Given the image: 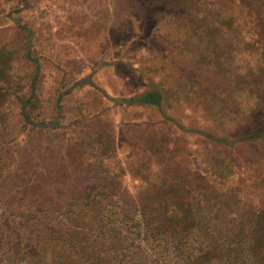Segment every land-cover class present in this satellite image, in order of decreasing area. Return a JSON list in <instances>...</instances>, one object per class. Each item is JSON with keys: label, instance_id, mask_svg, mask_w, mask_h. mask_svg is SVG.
Returning a JSON list of instances; mask_svg holds the SVG:
<instances>
[{"label": "trees", "instance_id": "1", "mask_svg": "<svg viewBox=\"0 0 264 264\" xmlns=\"http://www.w3.org/2000/svg\"><path fill=\"white\" fill-rule=\"evenodd\" d=\"M158 1L165 14L180 15L184 36L195 42L198 67L212 79L168 87L163 109L149 90L118 99L134 110L133 121L120 124V150L127 148L137 169L126 175L111 169L108 162L126 153L101 144L95 185L61 186L62 179L68 183L87 170L74 171L63 154L52 156L50 145H42L48 135L31 134L66 126L65 98L72 91H98L78 82L63 91L65 76L51 119H32L41 65L30 53L33 32L12 17L30 2L20 0L11 10L10 19L28 34L23 61L35 66V75L23 95L12 83L15 56H0V264H264V152L247 151L264 144V0H226L225 14L218 8L222 0ZM235 96L243 98L241 110L225 99ZM193 106L201 109L194 113ZM135 108H151L161 120L135 116ZM177 108L184 112L181 120ZM173 148L181 161L161 168L170 159L166 149ZM200 158L205 169H191ZM128 175L140 184L131 185ZM60 191L70 197L60 199Z\"/></svg>", "mask_w": 264, "mask_h": 264}, {"label": "rangeland", "instance_id": "2", "mask_svg": "<svg viewBox=\"0 0 264 264\" xmlns=\"http://www.w3.org/2000/svg\"><path fill=\"white\" fill-rule=\"evenodd\" d=\"M29 2L28 9L21 11L17 16L13 14L12 17L19 20L21 26L33 32L30 53L41 65L40 79L37 83L38 100L35 101L38 102L35 104L38 106L33 109L32 113L35 115H32V119L37 115L38 121L51 119L57 96L55 93L58 92V85L63 82L62 78L65 76L66 82L62 83L63 91L78 82L77 85L88 83L99 92L96 93L88 86L82 90H71L64 104L66 118L62 123L66 126L58 131H50V127L43 131L40 127L31 134L48 135L42 145L46 146V143L50 145L49 153L52 156L54 152L57 155L63 154L66 159L68 158L69 167L72 166L74 171L87 170L86 174L79 175L68 183L62 179L61 186L95 185L100 181V177H97L98 174L101 175L97 153L103 149L102 145L105 148L109 144L113 145L111 149L108 147L110 150L116 152L120 150L124 135L120 124L133 121L134 110L117 103L118 99L138 97L149 90L154 105L163 109L167 104L168 92L165 94V91H168V87L176 90L181 81L194 86L195 84H191L193 81L204 78L207 82L208 79H212L211 72L206 73L204 69L198 67L197 63L201 61L194 57L195 42L188 41L184 36L180 15L165 14L162 8L164 5L158 0H135L133 4H126L121 0H29ZM51 4L53 7L48 10ZM19 5L20 0H0V56H15L17 62L11 64L12 83L14 86L19 84V90L26 96L30 89L29 83L35 75V66L23 61V53L26 52L28 44L27 32L10 19L11 10ZM218 5L220 13L225 14L226 0L218 2ZM189 37L191 35H188ZM242 65L243 60L239 62L241 70L244 67ZM215 82L224 87L222 82ZM225 99L232 110H241L243 98L235 96L230 101L228 97ZM198 108L193 106L192 111L196 113ZM135 109V116L145 119L150 113L154 118L161 120L157 113L150 111L151 108L148 111ZM152 109L154 110L153 107ZM78 111H82L80 112L82 118L74 120L73 117ZM84 114L89 118L92 114L99 117L90 124L74 126L73 123L76 121L86 120ZM175 114L180 120L183 119L184 112L181 109L177 108ZM189 122L191 121H185ZM152 124H157V121H152ZM148 132L151 135L153 131L150 129ZM127 135L140 134L131 132ZM120 151L126 154H120L108 164L111 165V169L116 172L123 171L126 175L131 172L133 163L128 160L127 148ZM166 151V156L170 159L160 163L161 168L181 161L177 149ZM247 151L250 156L252 153L264 152V144L257 143ZM80 157H82L80 160H76ZM202 159L194 162L195 159L190 164L191 169H205ZM40 163L42 164L41 160ZM53 165L55 169H59L57 164ZM61 167L65 169L64 164ZM133 169H137L136 164ZM61 176L64 177L63 174ZM125 177L131 185L140 184L136 176L132 179L129 175ZM58 194L60 199L70 197L67 192L60 191Z\"/></svg>", "mask_w": 264, "mask_h": 264}]
</instances>
